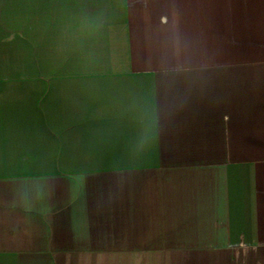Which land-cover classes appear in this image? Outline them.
Instances as JSON below:
<instances>
[{
	"label": "crops",
	"instance_id": "obj_1",
	"mask_svg": "<svg viewBox=\"0 0 264 264\" xmlns=\"http://www.w3.org/2000/svg\"><path fill=\"white\" fill-rule=\"evenodd\" d=\"M0 264H264V0H0Z\"/></svg>",
	"mask_w": 264,
	"mask_h": 264
}]
</instances>
